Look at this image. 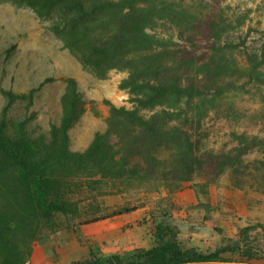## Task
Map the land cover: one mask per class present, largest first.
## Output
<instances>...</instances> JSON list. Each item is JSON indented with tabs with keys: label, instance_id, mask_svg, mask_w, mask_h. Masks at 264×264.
I'll return each mask as SVG.
<instances>
[{
	"label": "trees",
	"instance_id": "16d2710c",
	"mask_svg": "<svg viewBox=\"0 0 264 264\" xmlns=\"http://www.w3.org/2000/svg\"><path fill=\"white\" fill-rule=\"evenodd\" d=\"M30 3L40 14L51 10L63 14L52 27L99 76L112 70L127 72L119 86L129 93L132 106L105 100L109 115L104 130L96 132L85 149L74 150L71 129L86 104L76 78L65 79L62 114L48 135L31 132L28 123L33 116L9 119L11 106L21 99L32 101L33 91L24 95L2 88L6 105L0 119V264H26L41 238L58 229L62 217L90 224L139 207L127 200L109 210L103 197L128 194L154 182L173 191L199 173L207 182L215 181L245 161L253 149L251 136L233 132L221 149L203 148L207 135L203 116L184 100L245 89L260 77L264 48L259 60L248 56L245 63H223L217 73H190L185 66L198 65L202 49L222 50L223 31L216 18L203 21L173 0ZM160 22L172 30L158 31ZM158 198L167 204L163 212H151L153 247L136 248L128 256H104L90 249L71 264L213 262L224 260L228 252L248 259L264 257V250L251 246L245 237L244 244L224 240L209 252L186 246L171 213L175 202L167 195Z\"/></svg>",
	"mask_w": 264,
	"mask_h": 264
},
{
	"label": "rangeland",
	"instance_id": "374dc122",
	"mask_svg": "<svg viewBox=\"0 0 264 264\" xmlns=\"http://www.w3.org/2000/svg\"><path fill=\"white\" fill-rule=\"evenodd\" d=\"M173 4L194 12L203 21L216 18L223 31L222 50L202 49L198 65L185 66L190 73H217L223 63H245L248 56L261 59L264 0H173ZM61 16L52 10L40 14L30 0H0V119L6 105L2 88L24 95L33 91L32 101L21 99L11 106L9 119L33 116L28 123L31 132L48 135L62 114L65 79L74 77L86 104L71 129L72 148L82 150L106 126L109 106L105 100L132 106L129 93L119 86L127 72L112 70L99 76L84 64L52 27L58 25ZM157 30L170 31L172 26L160 22ZM259 76L245 89L184 100L203 116L207 134L203 148L221 149L233 132L251 136L253 149L244 156L243 163H237L211 182L199 173L173 191L154 182L128 194L103 197L101 202L109 210L127 200L139 207L110 221L90 224L60 218L58 229L46 233L38 242L31 264H71L83 258L89 248L104 256H128L134 248L151 246L155 227L151 212L165 210L166 201L158 198L164 195L176 204L171 213L186 246L195 243L206 248L219 247L224 240L244 244L245 237L251 246L264 250V65ZM226 255L231 259H248L238 252Z\"/></svg>",
	"mask_w": 264,
	"mask_h": 264
},
{
	"label": "crops",
	"instance_id": "0c3cea01",
	"mask_svg": "<svg viewBox=\"0 0 264 264\" xmlns=\"http://www.w3.org/2000/svg\"><path fill=\"white\" fill-rule=\"evenodd\" d=\"M102 221H110V220H102ZM152 237H153L152 245L149 246V247H146V248H151V247L154 246V236H153V233H152ZM191 246L192 247H196V248H198V249H200V250H202L204 252H209V251L215 250L217 248L215 245H214V247L206 248V247L201 246V245H196L195 243H192ZM135 249L136 248H134V250ZM89 252H90V248H89L88 252L86 253V255L84 257H86ZM77 260H80V259H77ZM74 261H76V260H74ZM185 264H264V257H255V258H251V259L238 260V259H235V258L231 259V258H229V256H227L226 254H224V260H222V261L197 262V263L194 262V263H185Z\"/></svg>",
	"mask_w": 264,
	"mask_h": 264
},
{
	"label": "built area",
	"instance_id": "2783aa9c",
	"mask_svg": "<svg viewBox=\"0 0 264 264\" xmlns=\"http://www.w3.org/2000/svg\"><path fill=\"white\" fill-rule=\"evenodd\" d=\"M26 264H31V260H29Z\"/></svg>",
	"mask_w": 264,
	"mask_h": 264
}]
</instances>
